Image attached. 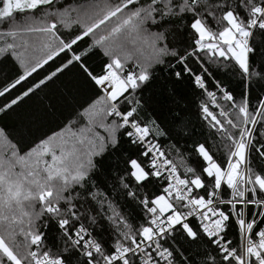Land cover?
Masks as SVG:
<instances>
[{"label": "trees", "instance_id": "trees-1", "mask_svg": "<svg viewBox=\"0 0 264 264\" xmlns=\"http://www.w3.org/2000/svg\"><path fill=\"white\" fill-rule=\"evenodd\" d=\"M6 1L0 0V133L9 149L0 163V264H34L45 254L64 264H105L102 255L115 252L120 259L109 264H143L133 247L151 231L145 206L165 195L167 181L152 176L142 148L126 136L97 85L113 61L121 79L136 80L114 103L141 124L194 198L216 187L199 148L223 171L243 124L251 129L248 172L264 179V0H34L4 11ZM229 12L247 32L244 64L218 39ZM196 20L216 47L198 36ZM46 142L52 147L24 162L22 175L15 176L16 164L6 166L10 151L28 156ZM133 162L144 178H135ZM14 177L35 179L37 187L29 179L14 194ZM41 190L50 192L42 202ZM221 194L228 197L229 188L223 185ZM170 202L187 210L180 200ZM226 206L224 238L239 256L238 225ZM159 214L166 220L172 215ZM169 221L171 231L159 241L175 264H237L195 218L185 225ZM254 226H264V213ZM78 227L94 236L101 255L73 247ZM249 259L264 264V248Z\"/></svg>", "mask_w": 264, "mask_h": 264}, {"label": "built area", "instance_id": "built-area-1", "mask_svg": "<svg viewBox=\"0 0 264 264\" xmlns=\"http://www.w3.org/2000/svg\"><path fill=\"white\" fill-rule=\"evenodd\" d=\"M259 11L260 10H258V12ZM244 42L247 45V38L244 39ZM195 79L197 83L200 84V78L196 77ZM119 80V74L111 65H108L103 74L100 77L96 78V82L100 90L112 103V112L115 116L121 119V122L126 129V136L136 142L142 148L143 154L148 160V166L152 176L163 177L166 179L167 188L165 195L169 199H177L182 201L184 206L187 207V210L181 215L179 222L185 225V222L188 218H195L197 222H199L203 233L213 241V243L218 247V249L224 254L226 258H231L235 261L236 258L239 259L237 260V264H246L247 259L250 256L258 257V248H264V226H262L258 230H254V225L257 222L258 218H260V216L262 215L263 211L256 207L259 204H262V206L264 207V199L257 197L254 190L250 192L252 195L246 193L247 191L245 185L242 199L240 194L242 188L239 191V187L235 191L237 183L242 178H244L243 176L241 177L242 173L239 174L235 167L230 165L232 161L236 160L235 154L236 150H238L239 142L236 144L233 153L228 160L229 165L227 167V170L225 171L221 183L217 184V191L209 193L208 196L204 198H194L190 187L178 177L175 167L164 155L156 142L148 140L144 128L139 123L132 121L129 118L128 113H121L117 105L114 103V100L119 96L114 90L119 83ZM212 103H214L213 100ZM223 185L229 188L228 197H223L221 194V188ZM237 191L239 192V197L236 196ZM222 197L225 198L223 200L226 201H223ZM246 198L249 199L247 203L252 206L251 215L248 218L247 207L249 205L247 207H245L244 205L243 213L242 211H240L239 213V217H241V219H243L244 221L236 217V219H234L238 225L240 242L242 243L243 249L242 259L240 260V255L236 256L232 251L233 247L230 246V241L224 238L223 230L228 214L222 209L221 204L229 201L231 204H233V202L241 203L247 200ZM145 210L150 216L149 220L151 223V231L146 237L135 242L133 247L134 253L138 256V259L143 264H175L171 255L160 245L159 241L160 236H163L171 230V226L173 223H171L169 220L173 219V217L170 216V218L166 220L157 212V210L153 206L147 205L145 206ZM240 221L243 222V227L239 225ZM246 223L252 224L249 227L248 232H246L245 229ZM71 242L73 247H75L78 251H80L82 254H85L86 256H90L91 253L101 255L98 242L85 227H78L76 229ZM255 247H257V251L253 253ZM102 259L105 264H109L115 260H119L120 257L115 252L111 254V256L102 255ZM34 264L64 263L60 257H54L45 254L37 257L34 260Z\"/></svg>", "mask_w": 264, "mask_h": 264}, {"label": "rangeland", "instance_id": "rangeland-1", "mask_svg": "<svg viewBox=\"0 0 264 264\" xmlns=\"http://www.w3.org/2000/svg\"><path fill=\"white\" fill-rule=\"evenodd\" d=\"M29 1L30 0H7L6 1V5L4 7V11H9L12 7H15V6H16V8L23 9L24 4H29L30 3V5H34V4L37 3V2L34 3V0H31L30 2ZM144 15L147 17V19L149 18V14L145 10H144ZM226 20L228 22V26L224 30H222L220 32V35H219L218 39L220 41H223L224 43H226V45H227V49L226 50L229 52L230 55H232L236 59V61H238L240 64H244L245 60H246V53H247V47H246V44L244 42V39H245V36H246L247 32L243 31L242 29L239 28V26L237 25V23L235 22V20H234V18L232 16L231 12H229L226 15ZM193 27H194L195 31L197 32L198 36L201 39L207 41L206 42L207 44L205 43V45H207L209 47H216L217 42L214 40V37L212 35H210V33L203 27V25L201 24L200 21L196 20L193 23ZM208 40L209 41L212 40V42H209ZM203 47L204 46L202 45V43L199 42L198 48H203ZM216 49H217V51L219 53L220 52H224V50L222 48H220V47L216 48ZM110 65L113 66V67L114 66L118 67V62L117 61H113V62L110 63ZM197 78H200V77H197ZM135 81L136 80H135L134 77H132L131 75H128L127 76V82H123V81L120 80V82H121L120 85L121 86L119 85L117 90L120 89L119 87H121L122 90H125L128 87V85H133L135 83ZM199 82H200V85H201V81H199ZM197 85H199V84H197ZM213 93H215V92H213ZM216 96L218 97L217 94H216ZM224 97L226 98L225 95H224ZM203 112H205V114L207 116H209L210 119H212L216 124H218L220 126L219 128L222 127L221 123H220V120L217 119L216 117L212 116L209 113V110L205 106H204ZM111 113H112V111H111ZM222 113H224V112H222ZM225 118L227 119V121L230 122V119L227 118L226 114H225ZM132 121H134V120H132ZM239 133H240V135L238 137L239 139L235 143V146H236V144L239 142L238 150H236V154H235V158H236L237 161L236 160L232 161L230 165L235 167V169L237 170V172L239 174L242 173L241 177L243 176L244 178H242L237 183V185L235 187V191L239 187H240L238 189L239 191L242 188V190L240 191L241 199H242L243 198V193H244V185H245L246 186V191H247L246 193L252 192L254 190L253 189V187H254L255 189L258 188V190H260L263 193V196H264V179L261 178V177H256V178L252 179V176L249 174L248 168H247V156H248L249 141H250V137H251V129L247 130L245 128V124H243V125H241ZM47 143L48 142H46L44 145H46ZM48 144L49 145H46V146L42 145L41 148H38V149L34 150L28 156L19 155L14 150L10 151V153H9V161L6 163V166H10L9 168L12 169L13 165L16 164L19 173H16L15 176L17 177L19 175H22V173L27 170L25 165H24V162H28L29 163L30 161H32L33 157L34 158H40V156L46 154L48 152L49 148L52 147V145H50L51 143H48ZM8 149H9V146L7 145L5 139L3 138V136L0 133V163L4 162L3 156H4V154H6ZM199 151H200V153L202 154L204 160L207 163L206 172L208 174L213 175L214 178H215L216 183H218L220 181L219 182V184H220L221 180H222V178H223V176L225 174V171L227 170L229 162H227L225 168L223 169V171H221V169H219L213 162H211L209 160L208 154L206 153V151L202 147L199 148ZM232 153H233V151H232ZM132 165H133V174H134L135 178H137L139 180L140 178L145 176V172L141 169V167L136 162H133ZM13 176H14V174H13ZM16 177H14V180H13V181H16L15 182L16 188L13 190L14 194L18 193L21 190V188H20L21 187V182H29V179L31 180V185L30 186L32 188H36L37 187V183L38 182L35 179L29 178V177L27 179H16ZM246 180H247V185H246ZM199 183H200L199 181H196V184H199ZM10 185H11V183H10ZM10 185L6 189H8L10 187ZM217 189H218V185H216L214 191L216 192ZM221 190H222V188H221ZM26 193H27V191L25 192V194ZM49 194H50L49 191L41 190L39 192V194H38V199L42 202V201L45 200V198ZM235 194H236V192H235ZM237 194H239L238 191H237ZM237 194H236V196H237ZM238 197H239V195H238ZM223 199H225V198L222 197V200ZM1 200H2V196L0 197V202H1ZM236 200H240V199H236ZM248 200L249 199H247V200H245V201H243L241 203L233 202V204H231L230 201L229 202H224V203L221 204V207L224 210L223 206L227 205L226 206L227 210H229L230 214L232 215V217L234 219L238 218L240 220H243V219H241V217H239V213H240V211H242V213H243L244 205H245V207H247L249 205L247 203ZM223 201H226V200H223ZM153 205L162 214L166 213V211H169L172 208L170 200L165 195H160V196L156 197L154 199V201H153ZM237 206H239V209H240L239 211H237ZM256 208L261 209V211L263 210L262 214L264 213V207L262 206V204H259ZM233 212L235 213V216H234ZM173 218H175V220L177 222L180 221L179 213H175V217H173ZM239 225L243 227V222L240 221ZM251 225L252 224H249V223L245 224L246 232H248L249 227ZM144 234L145 235L148 234V229L146 231H144ZM0 247L4 248L1 240H0ZM258 249L260 250L261 248H258ZM232 251L235 253V255H238L236 247H233ZM256 251H257V247L254 248L253 253H255ZM239 255H240V260H241L242 259V255H243V249H242V243L241 242H240V247H239ZM36 258H37V255L34 257L33 262H34V260ZM259 258H261V257H259ZM237 260H239V259L236 258V263H237ZM249 260L250 259L248 257V259H247V263L248 264H250Z\"/></svg>", "mask_w": 264, "mask_h": 264}, {"label": "crops", "instance_id": "crops-1", "mask_svg": "<svg viewBox=\"0 0 264 264\" xmlns=\"http://www.w3.org/2000/svg\"><path fill=\"white\" fill-rule=\"evenodd\" d=\"M108 65H110V64H108ZM107 65V66H108ZM107 66H106V68H107ZM115 67V69H116V71H117V67L116 66H114ZM105 68V69H106ZM118 72V71H117ZM96 80V79H95ZM121 81H123V82H127V78H125V80L124 79H121ZM120 81H119V83L117 84V86L115 87V92H116V94L117 95H120L122 92H124L125 90H122L121 89V87H119L120 89L119 90H117L118 89V86L120 85ZM98 85V84H97ZM121 86V85H120ZM99 87V86H98ZM100 89V88H99ZM101 91V90H100ZM101 93H102V91H101ZM103 94V93H102ZM104 95V94H103ZM105 96V95H104ZM132 168H133V165H132ZM145 175H146V173H145ZM145 177V176H144ZM144 177H142V178H144ZM142 178H140V179H142ZM137 179V178H136ZM139 179V180H140ZM219 183V182H218ZM218 183H216V185L218 184ZM169 199V198H168ZM170 200V199H169ZM153 207H154V205H153ZM171 209L169 210V211H166V213H164V214H168V213H170V214H172L171 216L172 217H175V213H179V215H180V218H181V215L183 214V211L181 212H179L178 210H177V208H175L174 207V205L171 203ZM155 208V207H154ZM156 209V208H155ZM157 210V209H156ZM158 211V210H157ZM176 211V212H175ZM159 212V211H158ZM160 213V212H159ZM162 214V213H161ZM176 220H175V218H173V222H175Z\"/></svg>", "mask_w": 264, "mask_h": 264}, {"label": "bare ground", "instance_id": "bare-ground-1", "mask_svg": "<svg viewBox=\"0 0 264 264\" xmlns=\"http://www.w3.org/2000/svg\"><path fill=\"white\" fill-rule=\"evenodd\" d=\"M141 125V124H140Z\"/></svg>", "mask_w": 264, "mask_h": 264}]
</instances>
